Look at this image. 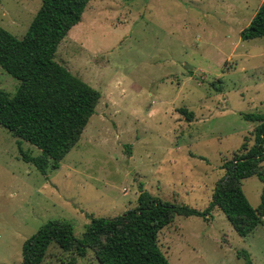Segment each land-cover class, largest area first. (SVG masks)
Instances as JSON below:
<instances>
[{"label": "rangeland", "instance_id": "1", "mask_svg": "<svg viewBox=\"0 0 264 264\" xmlns=\"http://www.w3.org/2000/svg\"><path fill=\"white\" fill-rule=\"evenodd\" d=\"M263 0H90L54 59L101 96L76 145L57 169L25 162L40 150L0 125V264H21L22 244L50 219L80 238L90 217H114L137 203L140 185L161 199L203 210L222 163L250 146L264 113V36L242 40ZM41 0H0V25L18 38ZM18 80L0 66V88ZM193 113L191 121L179 112ZM264 166V162H263ZM242 189L257 207L264 182ZM170 264H264V223L238 235L223 212L176 215L158 234ZM67 255L51 244L40 264ZM76 264H100L92 250Z\"/></svg>", "mask_w": 264, "mask_h": 264}, {"label": "trees", "instance_id": "2", "mask_svg": "<svg viewBox=\"0 0 264 264\" xmlns=\"http://www.w3.org/2000/svg\"><path fill=\"white\" fill-rule=\"evenodd\" d=\"M89 1L41 0L21 38L0 25V66L19 82L13 95L0 88V125L40 150L39 155L32 156L18 145L21 158L41 174L59 167L80 139L100 100L97 89L54 59L57 46L81 21ZM263 36L264 0L240 31L242 40ZM179 112L187 121L192 120L193 113L185 107ZM242 116L256 123L251 132L253 142L248 146L244 140L239 150L222 163L225 173L215 183L203 210L161 199L140 185L134 207L114 217L91 216L80 238L74 236L68 221L48 220L24 240L21 264H40L51 244L67 255L61 264H76L89 249L100 264H170L160 248L159 232L176 215L207 219L215 207L238 235L248 236L264 223V190L259 205L253 207L242 189L243 179L250 176L264 182V113ZM237 257L252 264L246 250L239 251Z\"/></svg>", "mask_w": 264, "mask_h": 264}]
</instances>
